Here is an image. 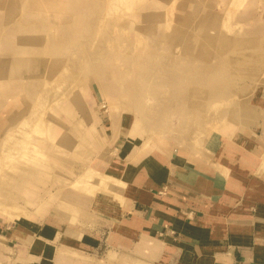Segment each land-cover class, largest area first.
Listing matches in <instances>:
<instances>
[{
    "label": "rangeland",
    "instance_id": "1",
    "mask_svg": "<svg viewBox=\"0 0 264 264\" xmlns=\"http://www.w3.org/2000/svg\"><path fill=\"white\" fill-rule=\"evenodd\" d=\"M262 113L264 0H0V264L102 259L117 154H201Z\"/></svg>",
    "mask_w": 264,
    "mask_h": 264
},
{
    "label": "crops",
    "instance_id": "2",
    "mask_svg": "<svg viewBox=\"0 0 264 264\" xmlns=\"http://www.w3.org/2000/svg\"><path fill=\"white\" fill-rule=\"evenodd\" d=\"M256 123L201 154H117L122 200L96 204L111 250L94 259L68 241L79 260L58 253L55 264H264V113Z\"/></svg>",
    "mask_w": 264,
    "mask_h": 264
},
{
    "label": "bare ground",
    "instance_id": "3",
    "mask_svg": "<svg viewBox=\"0 0 264 264\" xmlns=\"http://www.w3.org/2000/svg\"><path fill=\"white\" fill-rule=\"evenodd\" d=\"M35 150V149H34ZM74 183V182H73ZM77 183H79V181L78 182H76V184ZM75 183H74V185H76ZM70 186V185H69ZM72 186V185H71ZM73 187V186H72ZM78 189V188H77ZM18 195V194H17ZM114 196H116V199L114 200V202H116V203H118V202H120L122 199L119 197V194H117V195H114Z\"/></svg>",
    "mask_w": 264,
    "mask_h": 264
}]
</instances>
